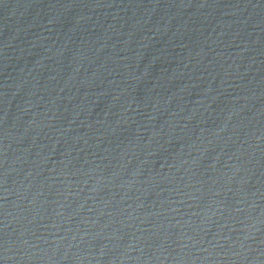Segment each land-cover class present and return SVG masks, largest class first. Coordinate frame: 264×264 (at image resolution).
Listing matches in <instances>:
<instances>
[{
  "label": "water",
  "instance_id": "1",
  "mask_svg": "<svg viewBox=\"0 0 264 264\" xmlns=\"http://www.w3.org/2000/svg\"><path fill=\"white\" fill-rule=\"evenodd\" d=\"M0 264H264V0H0Z\"/></svg>",
  "mask_w": 264,
  "mask_h": 264
}]
</instances>
